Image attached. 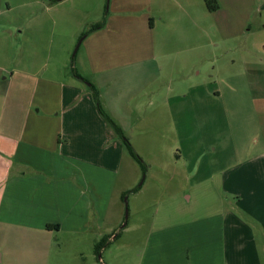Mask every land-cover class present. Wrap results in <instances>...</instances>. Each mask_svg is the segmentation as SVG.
<instances>
[{
    "label": "crops",
    "instance_id": "0c3cea01",
    "mask_svg": "<svg viewBox=\"0 0 264 264\" xmlns=\"http://www.w3.org/2000/svg\"><path fill=\"white\" fill-rule=\"evenodd\" d=\"M216 1L214 12L203 0H109L107 12L104 0L43 5L54 23L72 22L73 43L82 38L71 75L67 64L59 65L57 54H51V66L38 78L45 44L36 40L21 51V20L12 18V10L27 2L0 0V264H47L68 237H99L124 149L100 116L90 87L121 128L117 108L102 90L112 89L128 69L144 72L148 68L141 66L166 58L164 45H170L173 31L179 41H195V36L197 41L206 17L224 27L227 39L254 27L264 32V0ZM98 23L103 25L86 34ZM185 24L195 28V36L181 33ZM260 46L264 51V39ZM26 89H31L28 99ZM259 132L241 156L234 153L215 182L226 210L161 231L179 230L186 242L171 244L186 253L167 256L173 258L167 264H188L185 259L190 264H264V130Z\"/></svg>",
    "mask_w": 264,
    "mask_h": 264
},
{
    "label": "rangeland",
    "instance_id": "374dc122",
    "mask_svg": "<svg viewBox=\"0 0 264 264\" xmlns=\"http://www.w3.org/2000/svg\"><path fill=\"white\" fill-rule=\"evenodd\" d=\"M9 1L27 2L12 10V18L21 20L25 37L21 51L31 49L36 40L45 44L37 77L51 66V54H57L59 65L67 64L66 73L71 75L79 46L75 49L82 38L73 43L72 22L54 23L51 13L41 8L53 6L45 0ZM89 1L90 5L95 0ZM104 2L107 12L109 0ZM209 21L206 17L202 20L197 41L195 28L187 24L181 33L195 36V41H179L173 31L170 45H164L169 52L166 58L141 66L148 68L144 72L128 69L112 89L102 90L106 100L114 102L123 135L141 163L123 145V159L99 237H68L56 250V259L47 264H167L173 259L170 256H185L181 246L186 242H181L179 230H162L226 210L225 195L218 197L215 182L234 153L239 151L241 156L250 140L260 136L259 129L264 130V51L260 46L264 32L254 27L227 39L224 27ZM196 43L200 44L197 49L193 47ZM13 89L12 95L17 92ZM30 92L24 91L25 99ZM161 100L167 103L162 105ZM171 244L181 246L173 249Z\"/></svg>",
    "mask_w": 264,
    "mask_h": 264
},
{
    "label": "trees",
    "instance_id": "16d2710c",
    "mask_svg": "<svg viewBox=\"0 0 264 264\" xmlns=\"http://www.w3.org/2000/svg\"><path fill=\"white\" fill-rule=\"evenodd\" d=\"M59 1H61V0H45L46 4H50V5H52V4L54 5L55 3L59 2ZM203 1H204L206 9L209 12H214V11H216L219 8L218 3H217L216 0H203ZM102 25H103L102 23L91 25L90 29L86 32V34L99 29ZM90 90L92 92V99L94 100V103L97 105V109H98V112H99L100 116L104 119V121L106 122L107 126L113 132L114 136H116L117 138L121 139L123 145L125 146V148L127 149L128 153H129V155L134 160H136L139 163H141L140 158L137 156V154L133 150L132 146L129 144L128 140L124 137L121 128L105 112H103L102 109H99L98 102H97L98 101V98H97L98 95H97V92L94 89V87L91 86ZM96 252H98V250ZM98 259H100L99 256H98Z\"/></svg>",
    "mask_w": 264,
    "mask_h": 264
},
{
    "label": "water",
    "instance_id": "95a60500",
    "mask_svg": "<svg viewBox=\"0 0 264 264\" xmlns=\"http://www.w3.org/2000/svg\"><path fill=\"white\" fill-rule=\"evenodd\" d=\"M80 42H81V39H80V41H79V43H78V45H77V47H76V49H75V52H76V50H77V48H78ZM125 219H126V215H125ZM123 226H124V225H123Z\"/></svg>",
    "mask_w": 264,
    "mask_h": 264
}]
</instances>
